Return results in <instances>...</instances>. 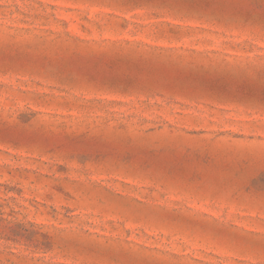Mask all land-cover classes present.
<instances>
[{
	"label": "rangeland",
	"instance_id": "rangeland-1",
	"mask_svg": "<svg viewBox=\"0 0 264 264\" xmlns=\"http://www.w3.org/2000/svg\"><path fill=\"white\" fill-rule=\"evenodd\" d=\"M0 264H264V0H0Z\"/></svg>",
	"mask_w": 264,
	"mask_h": 264
}]
</instances>
